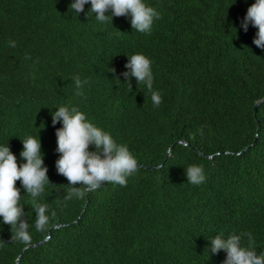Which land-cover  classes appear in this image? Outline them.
Returning <instances> with one entry per match:
<instances>
[{
  "label": "trees",
  "instance_id": "trees-1",
  "mask_svg": "<svg viewBox=\"0 0 264 264\" xmlns=\"http://www.w3.org/2000/svg\"><path fill=\"white\" fill-rule=\"evenodd\" d=\"M72 2L0 0V146L20 164L21 140L40 138L50 181L39 198L46 231L16 182L33 246L22 250L0 217V264H223L227 253H211L209 240L249 232L264 252V49L255 27H241L255 0H144L160 17L149 34L130 17L97 21L90 3L77 15ZM136 53L152 61L158 108L121 75ZM76 76L89 81L83 96ZM60 106L127 145L139 164L127 186L65 199L69 182L55 167L62 123L52 124ZM190 165L203 168L202 184L187 182Z\"/></svg>",
  "mask_w": 264,
  "mask_h": 264
},
{
  "label": "clouds",
  "instance_id": "clouds-1",
  "mask_svg": "<svg viewBox=\"0 0 264 264\" xmlns=\"http://www.w3.org/2000/svg\"><path fill=\"white\" fill-rule=\"evenodd\" d=\"M89 3L91 7L88 12L94 13L97 21L112 23L113 17H130L132 30L140 33L149 34L154 20L160 18L159 13L144 0H73L69 8L79 15ZM249 24L257 29L253 43L264 49V0H255L248 7L241 21L245 32L248 31ZM128 58L125 64L127 71L121 75L129 82L131 88L133 77L137 85L143 84L150 93L153 106L158 108L163 99L159 91L153 90L151 59L142 53L133 54ZM112 71L115 72L114 69ZM73 80L77 89L76 95L83 96V86L89 81H82L79 76ZM58 122L62 123V127L57 128L55 132L56 152L59 153L55 167L57 173L69 182L70 190L65 199H84L88 192L96 191L105 183L127 186V178L139 171L138 161L127 145L117 143L110 133L90 122L86 114L76 107L60 106L53 111V126ZM21 141L23 150L20 157L25 162L20 164L9 146H0V217L4 224L10 226L12 241L30 246V225L24 219V207L20 203L22 196L16 182L20 181L25 193L31 197V206L36 214L35 229L46 231L50 220L49 208L46 203L39 202V198L50 181L48 168L44 165L40 138L28 136ZM92 146L94 151L89 150ZM185 174L187 182L193 185H200L205 181L203 168L199 165L188 166ZM51 216H55V212H52ZM244 236L247 237V246L242 244ZM209 241L211 253L215 254L220 250L227 253L223 264H264V252L257 254L255 240L250 232L230 235L226 239L217 235Z\"/></svg>",
  "mask_w": 264,
  "mask_h": 264
},
{
  "label": "water",
  "instance_id": "water-1",
  "mask_svg": "<svg viewBox=\"0 0 264 264\" xmlns=\"http://www.w3.org/2000/svg\"><path fill=\"white\" fill-rule=\"evenodd\" d=\"M262 101V99H260L259 101H257L254 105H253V112L256 110V106H257V104L259 103V102H261ZM176 144H182V145H185V143L184 142H179V141H177L176 142ZM168 155V152L166 153V156ZM208 158H210V157H208ZM56 227V226H55ZM40 243V242H39ZM38 243V244H39ZM38 244H36V245H38ZM31 246H33V245H31ZM25 248H27V246H24L23 248H22V250L23 249H25Z\"/></svg>",
  "mask_w": 264,
  "mask_h": 264
}]
</instances>
